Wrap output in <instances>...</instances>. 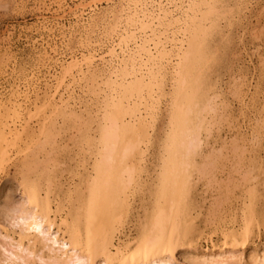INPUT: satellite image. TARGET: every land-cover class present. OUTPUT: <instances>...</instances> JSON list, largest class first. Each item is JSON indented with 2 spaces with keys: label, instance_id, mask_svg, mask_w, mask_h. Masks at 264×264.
<instances>
[{
  "label": "bare ground",
  "instance_id": "6f19581e",
  "mask_svg": "<svg viewBox=\"0 0 264 264\" xmlns=\"http://www.w3.org/2000/svg\"><path fill=\"white\" fill-rule=\"evenodd\" d=\"M115 1L81 0L73 9L69 6L71 9L70 15L81 23V27L84 26L88 30L96 26V24H93V19L94 15L98 13L100 4L104 2L113 3ZM220 1L121 0V9L117 10L118 13L114 16L113 23L99 40L95 38L97 41L95 40L94 46L81 44L82 46L80 45L81 47L77 51H71L70 53L60 52L61 58H57V54L55 56L56 49H52L51 56L54 55L52 59H54L55 63L52 67L54 70L55 68L59 70L57 74H54L57 85L53 93H51L52 96L50 97L52 98L42 102L43 105L40 103L42 105L41 108L46 111L48 106L52 105L49 112H57V115H63L66 119L68 118L67 115H69L73 117L74 121H82L79 127L82 141L96 148V159L94 158L91 168L93 173L85 181V188L79 185L75 189L76 202H79V204L73 207L74 209L70 213L72 215L71 220L63 216L60 207L56 209L53 206V201L49 196L43 198L41 195L42 187L40 186H42L44 179L49 181V184L54 177L51 173L55 172L50 173L47 169L48 167L44 166L42 167L43 170L40 168L43 176L40 175L44 177L43 181H40L41 184L36 181H26L24 183L25 189L23 188L22 191L24 203L20 204V207H18L19 205L16 207L14 215L11 214L13 215L14 228L18 226L21 229L19 236H17L18 238L11 236L9 233L3 234L0 232L1 239L3 238L4 240L3 242L0 241V249L3 255H1L3 257L1 264H174L175 250L185 244L184 241L186 238L188 240L195 227V220L192 216L194 211L192 210L194 206V176L197 175V173L195 175V172L202 176L210 175L213 178L211 174L214 171L216 172V169L222 164V152L217 153L218 151L216 150V152L213 150L209 151V154L206 151L204 152L205 133H212V126L222 119L218 118L219 105L216 102V98H219V95L215 94L216 86L214 84L216 83H213L214 78H212V68L218 61V55L213 49L214 46L211 47L212 45H210L209 41L220 22L218 21L219 19L213 20V15L217 16L221 13V9L219 10L218 6ZM68 2V0H36L38 23L33 28L34 31H38L41 28L47 29L52 19L50 18L51 20H49V18L44 16L46 12H51L55 6H57V9L58 7L60 9L64 8ZM234 11L236 12V10ZM59 17L61 16L59 15ZM81 33H83V30ZM74 34L76 33L74 32ZM98 64L103 67L100 71L96 69ZM57 66H59V69ZM167 74H170L171 78L169 79H172L170 80L172 81L171 109L170 113L168 112L170 130L162 141L163 151L162 156H160V171L156 176L157 183L153 184L154 189L150 190L152 191L150 195L153 196L151 208L145 216L143 215L145 219L142 221L144 222L142 224L139 223L141 226L139 225L140 228L137 232V237L134 239L135 241L131 240L130 242L116 244L115 238L122 233L126 216L129 214L130 191L141 173V160L147 150V148L144 150L143 145L149 141L150 129L155 127L154 121H156L157 108ZM80 81L96 83L100 87V91L105 95L104 106L101 109L103 116L100 120L97 135L92 132L94 119H92L93 117L90 114L91 111L88 113L89 117L85 116L88 118L83 120V113L80 114L79 112L78 114L76 112L77 109L74 111L72 107L70 109L69 106L72 104L69 105V102L66 101L67 98L64 97L65 93H70L74 88L73 86ZM46 83L48 84V82ZM52 83L50 84L52 85ZM101 85L103 86L101 87ZM30 86L26 80L25 82L22 81L21 77L19 82L12 84L9 90L6 87L0 90V170L7 161L9 162L13 155L15 156L19 152L18 146H21L20 144L28 137V131L31 130L29 126L34 123L32 119L36 114L41 113L38 112L40 108L34 106L37 113L34 112L35 115L32 114L31 108L33 106L27 105L30 99L28 89L32 88ZM0 87L2 88L4 85L1 86L0 84ZM85 88L87 89L88 87ZM237 88L242 90L238 86ZM42 97V99H45V96L42 95ZM69 98L70 94H68V100H70ZM222 106L221 103L220 107ZM223 115L224 113H222ZM36 116L38 117V115ZM45 119L48 120L47 117ZM55 122H57L56 119H53V123ZM50 126L45 124L41 130L45 137L44 140L42 139L43 142L39 139L41 149L45 148L48 143L55 145L54 130L57 125ZM65 128L63 130L66 131ZM57 129L56 131H59ZM254 131L256 130L254 129ZM60 134H62V131L59 133V137ZM239 145L241 147V144ZM50 147L52 149V144ZM238 148L239 146L235 143V152L239 151ZM27 149H29V146L26 151ZM52 152L51 150L50 153ZM239 152H237V156H239L237 164L238 167H243V164H245L243 161L246 159L244 153L247 152V149L241 148ZM159 154L161 155L160 152ZM48 157L51 156L48 155ZM56 158L58 157L56 156ZM249 162L250 168L243 175V180L246 184L258 177L257 171L259 172L262 167L257 157H250ZM46 163L48 162L46 161ZM26 165L25 168L27 167ZM38 165H35L36 168H38ZM36 168L34 167V170ZM28 171H30V168ZM235 173L237 174L238 172L236 171ZM25 177L29 179V175ZM33 179L35 180L36 178ZM43 185L46 184L44 183ZM50 186L52 185H49V189ZM226 186L230 185L227 184ZM248 192L249 202L248 204L245 202L246 206L244 204L245 210L242 222L231 228L230 231L229 229H225L226 231L222 229L221 235L223 239L221 244L212 243V254L205 257L202 256L203 258L201 257L202 260L199 264H242L240 261L242 259L236 254L237 247L245 246L252 239L251 236L255 224L261 223V219L257 223L259 212L256 205L260 195V193L258 195V188H251ZM49 193L51 194L50 190ZM224 194L225 196L230 195L227 188ZM220 200L221 202L213 203L215 205L212 211L213 214H217L222 208L221 203L223 201L222 199ZM241 210L243 209L241 208ZM259 229L257 227V230ZM12 232L14 233V231ZM196 234L198 233L196 232ZM260 234L262 235V233ZM190 243L193 244L195 242L191 241ZM259 247L261 251H259ZM254 254L252 264H264V244L256 247Z\"/></svg>",
  "mask_w": 264,
  "mask_h": 264
},
{
  "label": "rangeland",
  "instance_id": "374dc122",
  "mask_svg": "<svg viewBox=\"0 0 264 264\" xmlns=\"http://www.w3.org/2000/svg\"><path fill=\"white\" fill-rule=\"evenodd\" d=\"M68 1H69L68 4L64 8L60 9L58 7L60 11L57 9V6H55L53 7L54 9L51 11L52 13L46 12L44 16L46 18H49V20L52 19L51 23H49L50 26H48L47 29L41 28L38 31L36 30L34 31L33 28H35L38 23V19H37L38 16L36 15L38 6L36 4V0H0V84L1 86L4 85V87L2 88L0 87V90L1 89L3 90V88L5 87L9 90L12 84H14L15 82H19V80L22 77V81L25 82L26 80V82H28V84L31 85L30 88L32 87L31 89H28V95L30 96L29 99L30 103L28 102L27 105L30 104L29 106L31 107L33 106L31 108L32 114H34V112L37 113V110L35 108L36 106L37 108L38 107L40 108L38 109V112H41L36 114L38 115V117L34 114L35 117L32 119L34 123H31V125L29 126V128H31V130L29 129L31 132L28 131L29 133L28 137H26L25 140L20 144L21 146H18L19 148L17 147L19 152L15 156L13 155V157L9 160V162L7 161L4 164L3 168H1L0 170V230L2 229L4 230V231L2 230L3 232L2 231L0 232L3 234L9 233L11 236H14L16 238H18L17 236H19V232L21 229L18 226L17 227L15 226L14 228L13 225V221H14L13 215L15 214L14 210L17 209L16 207L18 205H19L18 207H20L24 203V197L22 192L23 188L25 189L24 183H26V181H36L39 182V184H41V182L43 181L44 177H42L43 175L41 174L43 170L42 167L47 166L48 167L47 169L49 170L50 173L55 172V173H51V175L54 176L53 179L55 180L52 179V182L48 184L49 181L44 179L42 186H40L42 187L41 195L43 196V198L49 196L53 201V206L56 209L60 207L63 216H66L69 220L72 219V215L70 213L74 209L73 207L74 206L76 207L79 204V202H76L77 200L75 197L76 196L75 189H77L79 185L80 187L83 186V188H85L84 187L85 181L87 180V178L90 177V174L93 173L91 168L93 166L94 160L96 159V154H95L96 148L91 147L86 142L82 141V138L80 136L81 133L79 130L82 121L81 120L74 121L72 119L73 117L69 115H67L68 118L66 119V117H64L63 115H57L56 114L57 112L56 113L51 111L49 112V109L51 110L52 105L51 106L49 105L46 111L42 110L43 108H41V106L43 105L42 102H45V100H48V98H52L50 97L52 96L51 93H53L55 86L57 85L56 79L54 78L55 77L54 74H57V71L59 72V70H56V68L54 70V68L52 67L55 65L53 61L54 59H52L54 55L51 56L53 52L52 49L55 48L56 49L55 56L57 54V58L58 57L61 58V55H59L60 52L64 51L70 53L71 51L72 52L77 51L79 50V47L82 46L81 44L83 45L88 44L90 46L91 45L94 46L95 42L100 39L102 34H105V32H107V29L113 23L115 18L114 16L121 9V4H120L121 0H116L113 3H107V2L101 3L98 8L99 14L98 13L95 14L94 15L95 17L93 19L94 20L93 24L94 25L96 24V26H94L93 28H89L88 30L84 26L81 27L80 26L81 23L70 15L71 12L70 7H72L73 9L76 6V4L79 3V1L81 0H75V1L68 0ZM218 6H219V10L221 9L220 10L221 13H219L217 16L213 15V20L219 19L218 21L220 22L218 27L214 30L215 34L213 33V36L210 37L209 41H210V45H212L211 47L214 46L213 49L216 51V54L218 55V59H217L218 61L217 63H215L216 66L214 65L212 68V78H214L213 83H216L214 84L216 86L215 94L219 95L218 96L219 98H216V102L219 105L218 118L220 119L222 118L221 120L219 119L222 123L218 121L217 123L214 124L215 126L214 125L212 126V130H211V132L213 131L212 133L210 134L205 133L206 136L204 135V140H205V145L207 147L204 145L205 148L204 152L206 151L207 154H209V151L212 150L218 151L217 153L222 152L223 154L222 164H220V166L216 169V172L214 171L213 174H211L213 175V178L210 175L202 176L198 172H195V175L196 173L198 175V176L197 175L194 176L195 188L193 190V203L194 206H197V207L193 206L192 209L194 210L192 212L193 214L192 216L193 219L195 220L194 222L195 227L193 233L188 237V240L190 239V241H188L187 238L184 241V243L187 245L182 244L175 250L174 253L175 256L173 259L174 264H199V262L202 260L201 259L202 256L205 257L206 255L208 256L209 254L211 255L212 243L221 244L223 239L221 234L223 230L226 231L229 229L230 231L231 228L237 226L238 223L242 222L243 214L245 210L244 207L249 202L247 197L249 193L248 191L254 187L258 188V195L260 193V195L258 196L256 208L259 212L258 213L259 219L257 220V223L258 221L260 222V219H261V223L260 224L258 223V225L260 226L255 224L253 229V234L251 236L252 239L250 237L251 240H249V242L246 243L245 246L243 245H242L243 247L238 246L236 254L237 256L240 257V259H242V260L239 259L242 262V264H252L255 255L254 254L255 248L258 247L259 245L264 244V237H263L264 236V215H263L264 214L263 211L264 210V143H263L264 142V30H263L264 0H221L220 2H218ZM233 9L236 10V12ZM59 15L61 17H59ZM64 15L65 17H63ZM62 23L63 25H61ZM209 24H211V22H209ZM99 26L102 27L99 28ZM82 30L83 33H81ZM74 32L76 34H74ZM57 37L59 38V40ZM213 41L215 44L213 43ZM57 67L59 69V66ZM102 68H103L102 65L99 64L96 65L97 70L100 71V69ZM35 74L38 76H36ZM104 74L106 73L104 72ZM35 77L37 78V80ZM169 78H171V75L167 74L162 89L163 93L162 96H160V103L158 104V108H157L156 121H154L155 127L153 129H150L151 134L149 137V141L147 142V144L143 145L144 150H146V148L147 150L143 155V159L141 160V165H140L141 173L139 177H137V181H136V183L139 184L134 183V186L130 191L131 197H129L130 199H129V207H128L129 214H127L126 216L124 223L125 226L124 229L122 230V233L118 235L119 237L115 238L116 244L130 242L131 240H134L137 237L138 235L137 232L139 231L141 224L144 222L142 220L145 219L144 217L145 214H147V212H149L151 208V203H152L151 201L153 200V196L150 195V193H152V191L150 190H153L154 189L153 184L157 183L156 176L160 171V164H161L160 156H162V151H163L162 141L164 140L166 134L170 130L169 113L171 109L170 97L172 92V85H171L172 81L170 80L172 79ZM40 79H43L45 81ZM46 82H48V84ZM50 83H52V85ZM102 86L103 85H101V87ZM237 86L242 90H238ZM73 87L74 88L70 91V93H65L64 97L67 98L66 101L69 102V105L72 104L71 106H69L70 109L73 108L72 110L74 111L77 109L76 112L78 114L79 112L80 114L83 113L82 114L83 120L84 118L87 119L89 117L88 113L91 111L90 114L93 117L92 119H94L92 123V128L94 129H92V132L95 135H97L96 133L100 126L99 125L100 120L101 117L103 116L101 109L102 106H104L105 95L100 91L101 90L100 87L97 86L96 83L92 84L91 81L89 82L80 81L77 82L76 85H74ZM85 87L88 88L86 89ZM33 89L36 91H34ZM38 90H40L39 93ZM74 93H76L77 95ZM68 94H70V98H69L70 100H68ZM42 95L45 96V99H42L43 98ZM39 96L41 99L39 98ZM74 96L77 99H75ZM221 103L223 105L222 107H220ZM226 103L228 104L227 106ZM81 107L86 110L82 109ZM222 113H224L223 116ZM85 116L88 117L86 118ZM44 117L45 118L47 117L48 120H46ZM53 119H56L58 123L57 122L53 123ZM44 123L46 124V126L57 125L55 126V130H54L56 141H55V145L51 143L52 149L50 147L51 144L49 143L46 144L47 148L45 146V148L41 149L39 146L40 141L43 142L42 139L43 140L45 139L44 134L41 131L45 125ZM63 123L65 124L64 127H63L64 125ZM61 126L63 127V129L66 127L65 128L66 131L63 130ZM50 127H54V126H50ZM56 129L59 130L60 132L56 131ZM254 129L258 131L259 134L258 132L254 131ZM61 131L62 134H60L59 137V133H61ZM207 136L208 138H206ZM251 138L253 140L252 143H251L252 140L250 141ZM256 138H259L261 140ZM39 139L41 140L39 141ZM234 141L235 143H237V146H239L240 148V149L238 148L239 151L241 150V148L247 149V152L244 153L246 159H244L243 161L245 163L243 164V167L242 166L238 167L237 158H239V156L237 155L240 152L239 151L235 152ZM239 144H241V147ZM28 146L29 149H27L26 151V148H28ZM252 147L255 149L253 150ZM51 150L53 151L52 153H50ZM34 151H36L37 153L36 152L34 153ZM159 152L161 153V155L159 154ZM48 155L51 156L52 158L48 157ZM55 155L58 158H56ZM250 157L251 158L257 157V160L262 167L259 170V172L257 171V173L259 174L258 177L255 178L250 183L246 184L243 180V175H245L244 173H246V170L250 168L249 167ZM30 158L31 159L33 158L32 159L33 162L31 161ZM45 160L49 164L46 163ZM234 163H236L235 164L236 166L234 165ZM25 165L27 166L26 168ZM28 165L30 171H28L29 170ZM35 165H38L37 166L38 168H36ZM84 165H86L87 167ZM34 167L36 168L35 170ZM50 168L53 169L51 170ZM236 171L238 172L237 174L235 173ZM28 175H29V179L28 178L26 179L25 176L28 177ZM32 177L36 179L34 180ZM44 183L46 185H43ZM50 184L52 186H50L49 189ZM227 184L230 185L231 187L226 186ZM226 188L230 194L228 196L227 195L225 196L224 194ZM48 189L51 191V194L50 193L48 194L49 192ZM195 197L196 199H194ZM220 199H222L223 201L221 203L222 208H220V211L217 214H213L212 211L215 206L213 203H217L219 201L221 202ZM241 208L243 210H241ZM198 227L199 229H197ZM257 227L258 229L259 228L260 229L257 230ZM12 231H14V233ZM196 232L198 234H196ZM260 233H262V235ZM208 235H210L211 237ZM0 241L1 242L4 241L3 238L1 239V236H0ZM191 241L195 243L191 244L190 243ZM1 242H0V246H1ZM259 251H261L260 247H259ZM1 252L2 251L0 249V264H1V259H3L2 257L3 255ZM241 252L243 253V255ZM238 253L241 254L239 255Z\"/></svg>",
  "mask_w": 264,
  "mask_h": 264
}]
</instances>
